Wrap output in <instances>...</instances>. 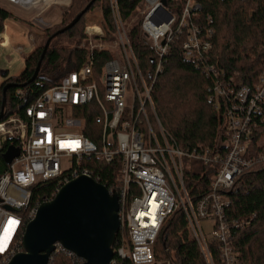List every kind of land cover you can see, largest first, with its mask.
<instances>
[{
	"label": "built area",
	"instance_id": "2783aa9c",
	"mask_svg": "<svg viewBox=\"0 0 264 264\" xmlns=\"http://www.w3.org/2000/svg\"><path fill=\"white\" fill-rule=\"evenodd\" d=\"M6 1L27 8L35 5L29 0ZM202 1L142 0L140 33L155 57L149 80L121 18L118 0H108L114 44L106 41L102 22L87 25L85 41L78 47L86 52L84 64L45 90L23 116L0 122V148L14 139L20 149L0 176V264H8L19 253L20 236H24L22 211L30 206L31 188L38 182L55 181L57 194L80 176L92 178L83 166L91 157L108 163L121 159L117 190L108 191L119 196L121 230L128 239L114 250L112 264L126 259L132 264L161 263L159 258L165 259L166 251L158 236L178 209L183 211L206 264H217L211 240L218 246L221 264H237L232 230L248 222L229 219L228 192L245 171L264 162V131L255 145L264 127V71L254 84L237 87L224 71L210 64L214 21L211 16L201 17ZM175 44L187 61L211 78L209 101L222 113L219 139L213 148H182L156 113L153 87ZM103 52L111 58L98 67L96 56ZM83 115H94L98 141L86 136L89 127ZM187 162L215 172L210 192L197 201L186 185V171L191 168ZM38 207L29 212V222ZM201 221L212 223L210 239ZM61 251L76 257L58 245L55 253Z\"/></svg>",
	"mask_w": 264,
	"mask_h": 264
},
{
	"label": "trees",
	"instance_id": "16d2710c",
	"mask_svg": "<svg viewBox=\"0 0 264 264\" xmlns=\"http://www.w3.org/2000/svg\"><path fill=\"white\" fill-rule=\"evenodd\" d=\"M70 9L64 12L62 28L69 25L92 0H71ZM142 0H118L122 20H127L136 11ZM236 3L240 6L237 7ZM258 4L262 8L264 0H203L201 17L211 16L215 34L209 62L218 70L234 80L236 86L252 85L264 71V23L251 21L248 16V5ZM98 8L103 26L110 36L113 31V18L106 0H96L90 11ZM72 9V13H71ZM74 9V10H73ZM87 12L86 14H88ZM70 30L58 35L54 40L67 37L71 42L84 38V17ZM264 15V11L262 13ZM11 14L0 7V35L4 31L5 22ZM256 22V23H255ZM61 29H45L47 40ZM134 48L139 56L141 66L150 80L155 66L154 54L145 40L137 38V32L131 35ZM43 61L38 78L28 83L33 77L41 59L44 45L32 50L25 57L24 70L15 77L7 78L0 85V113L3 102V89L12 84L6 92L5 117L23 116L47 89L56 86L70 71L79 69L85 62L86 52L77 47H57L53 42ZM47 42V41H46ZM45 42V43H46ZM111 54L99 53L96 56L97 66L101 67ZM7 77V74L5 75ZM211 78L201 69L187 61L179 44H175L163 72L157 77L152 99L156 113L164 129L182 148H192L202 145L213 148L219 139L222 113L209 101ZM89 129L86 136L98 141L99 128L95 124L94 115H83ZM260 134L255 139V145L261 140ZM20 153L16 140L10 139L0 148V176L9 167V157ZM186 171V185L191 197L197 201L210 192L211 182L215 175L213 169H208L199 163H190ZM83 166L88 168L92 178L109 190H117L121 170V159L116 157L112 162H103L95 157L87 158ZM56 195V182H38L31 188L30 206L24 215L23 232L29 223L28 214L42 203L52 200ZM231 206L228 217L231 220L248 222L243 228L232 230V245L238 258L237 264H264V162L245 171L228 192ZM22 232V234H23ZM128 239L124 230L116 236L114 250ZM20 241L23 237L20 236ZM158 242L166 251L170 264H206L197 242L192 238L187 219L182 210H176L164 223ZM211 251L217 264H221L220 252L216 243L211 240ZM20 243L18 252H23ZM0 256V263L2 262ZM50 264H81L77 257H69L65 252L54 253ZM117 264H132L129 259L120 260Z\"/></svg>",
	"mask_w": 264,
	"mask_h": 264
},
{
	"label": "water",
	"instance_id": "95a60500",
	"mask_svg": "<svg viewBox=\"0 0 264 264\" xmlns=\"http://www.w3.org/2000/svg\"><path fill=\"white\" fill-rule=\"evenodd\" d=\"M96 0L82 11L69 25L50 37L44 45L41 59L33 77L40 73L42 61L52 41L72 29L89 12ZM3 89L0 122L5 117L6 92ZM18 152L9 157L12 163ZM120 203L117 193L88 176H80L64 185L52 200L42 203L35 217L28 223L23 236L24 251L16 254L8 264H50L52 255L60 245L64 251L79 258L81 264H112L116 236L121 230Z\"/></svg>",
	"mask_w": 264,
	"mask_h": 264
},
{
	"label": "rangeland",
	"instance_id": "374dc122",
	"mask_svg": "<svg viewBox=\"0 0 264 264\" xmlns=\"http://www.w3.org/2000/svg\"><path fill=\"white\" fill-rule=\"evenodd\" d=\"M107 5H109L108 0ZM72 2V1H71ZM0 4H2L5 8L10 10L12 14H16L19 16H28V22L32 26H30L28 23L21 22L20 24L17 23V25L14 28H10L8 31V34L10 36V47L3 49L0 47V81L3 79L1 73L5 68H9L11 71L14 70H20L23 67V58L32 52V46L35 41V48L44 45L47 41V36L44 35L45 29H61L62 28V19L64 12L68 11L70 4H67L66 2H59V1H53L52 2H45L44 0H40L39 3H35V5L31 6L30 9L24 10L19 6L8 4L2 0H0ZM141 5V4H140ZM139 5V6H140ZM138 6V8H139ZM236 6L239 7L240 4L236 3ZM48 8V13H50L48 16H37V12L40 11L42 8ZM136 9V11L131 15L130 18L127 20H123L125 24V28L127 30V33L129 37L134 33V31L137 32V38L139 37V40H144V37L140 33L141 23L143 20V15H141L140 10ZM74 10V9H73ZM264 11V4H262V8L259 7L258 4L250 3L248 5V16L249 20L251 21H259L257 24L264 23V15L262 14ZM72 13V9H71ZM29 14V15H28ZM14 19V18H13ZM84 38L80 41L76 40L75 42H71L68 40L67 37H61L56 40H54L53 45L57 47H79L84 41H85V30L86 26L92 23H99L103 22L101 21V15L98 10V8H94L93 11H90L86 16L84 17ZM9 23V21H8ZM256 23V22H255ZM28 30V32L26 31ZM32 32L33 34V40L30 38L29 33ZM106 41L108 44H114L115 41V29L113 27V31L111 35L109 36L107 33V39ZM132 42V40H131ZM133 43V42H132ZM23 46V50L21 52L16 50V47ZM152 120H154L152 114L149 115ZM264 142V139L262 140ZM66 164V162H64ZM201 226L203 229V232L205 236L210 239L212 236V223L209 221H201ZM127 241V240H126ZM159 252H162L161 246L159 248ZM159 264H170L169 261H167V258L160 257ZM172 264V263H171Z\"/></svg>",
	"mask_w": 264,
	"mask_h": 264
},
{
	"label": "crops",
	"instance_id": "0c3cea01",
	"mask_svg": "<svg viewBox=\"0 0 264 264\" xmlns=\"http://www.w3.org/2000/svg\"><path fill=\"white\" fill-rule=\"evenodd\" d=\"M2 1H4V2H6V3H8V4H11V5H15V6H19V7H21L22 9H24V10H28V9H30V7L29 8H27V7H24V6H22V5H16V4H12V3H9L8 1H6V0H2ZM0 7H2V8H4V9H6L10 14H11V17H10V19H8L6 22H5V24H4V31L2 32V34L0 35V47L1 48H3V49H6V48H8V47H10V45H11V43H10V36H9V34H8V31H9V29L10 28H14L16 25H17V23H21V22H25V23H28L29 24V22H28V19H29V17L28 16H26V15H24V16H19V15H16V14H12V12L10 11V10H8L7 8H5L2 4H0ZM49 11H48V8L47 7H45V8H42L40 11H38L37 12V16L39 17V16H48L50 13H48ZM29 15V14H28ZM51 15V14H50ZM14 18V19H13ZM28 18V19H27ZM8 21H9V23H8ZM30 25V24H29ZM18 26V25H17ZM31 26V25H30ZM32 27V26H31ZM27 32H28V30H26ZM29 35H30V38L32 39V41H34L33 40V34H32V32H30L29 33ZM34 47H35V41H34V44H33V46H32V49H34ZM16 50L17 51H19V52H21L22 50H23V46H18V47H16ZM23 67L19 70H16V71H14V70H10L9 68H5V70H3L2 71V73H1V75H2V77H3V79L0 81V85L7 79V78H10V77H15V76H18L23 70H24V68H25V59L23 58ZM7 74V77H5V75Z\"/></svg>",
	"mask_w": 264,
	"mask_h": 264
},
{
	"label": "bare ground",
	"instance_id": "6f19581e",
	"mask_svg": "<svg viewBox=\"0 0 264 264\" xmlns=\"http://www.w3.org/2000/svg\"><path fill=\"white\" fill-rule=\"evenodd\" d=\"M30 2H34V3H39L40 0H29ZM45 2H51V1H55V0H44ZM56 1H59V2H65V1H68V0H56Z\"/></svg>",
	"mask_w": 264,
	"mask_h": 264
}]
</instances>
